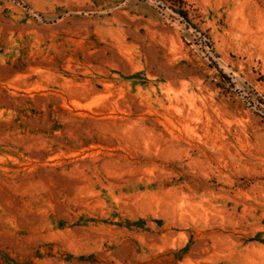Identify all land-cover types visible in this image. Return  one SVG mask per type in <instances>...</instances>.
I'll use <instances>...</instances> for the list:
<instances>
[{"label": "rangeland", "instance_id": "1", "mask_svg": "<svg viewBox=\"0 0 264 264\" xmlns=\"http://www.w3.org/2000/svg\"><path fill=\"white\" fill-rule=\"evenodd\" d=\"M0 264H264V0H0Z\"/></svg>", "mask_w": 264, "mask_h": 264}, {"label": "bare ground", "instance_id": "2", "mask_svg": "<svg viewBox=\"0 0 264 264\" xmlns=\"http://www.w3.org/2000/svg\"><path fill=\"white\" fill-rule=\"evenodd\" d=\"M193 113V112H192ZM192 115H194V113L192 114ZM197 115V114H196ZM198 116V115H197ZM188 117H189V115H188ZM194 117V116H193ZM198 118V117H197ZM189 119V118H188ZM191 119H192V117H191ZM188 122V121H187ZM189 126V125H188Z\"/></svg>", "mask_w": 264, "mask_h": 264}]
</instances>
